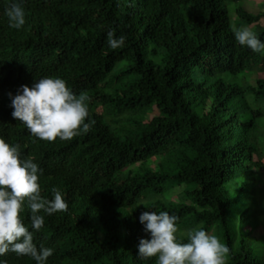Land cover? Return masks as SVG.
Wrapping results in <instances>:
<instances>
[{"label":"trees","instance_id":"16d2710c","mask_svg":"<svg viewBox=\"0 0 264 264\" xmlns=\"http://www.w3.org/2000/svg\"><path fill=\"white\" fill-rule=\"evenodd\" d=\"M240 2L26 0L14 29L0 0V82L64 78L95 120L71 140H41L0 100V136L43 168L42 195L65 188L68 210L45 214L39 230L55 249L47 264H157L139 256L143 211L178 216L181 242L193 228L217 235L227 264H264V235L251 236L264 223V55L234 36L253 25L264 40V10ZM112 28L124 47H109ZM23 216L30 226V209Z\"/></svg>","mask_w":264,"mask_h":264},{"label":"clouds","instance_id":"9594fccd","mask_svg":"<svg viewBox=\"0 0 264 264\" xmlns=\"http://www.w3.org/2000/svg\"><path fill=\"white\" fill-rule=\"evenodd\" d=\"M25 1L8 0L5 15L11 28L20 29L26 24ZM234 36L240 45L264 55V40L249 27L235 29ZM126 40V35L116 36L115 28L107 33L112 49L124 47ZM89 99L86 94L77 95L59 76H44L18 90L0 82V100H5V108L13 110L12 116L23 122L33 137L46 141L71 140L91 131L95 120L90 117ZM42 174L43 168L34 157L24 155L18 142L10 144L0 136V264L19 256H28L35 264H47L55 252L53 247L45 246L48 237L39 230L45 226V214L66 212L69 204L65 188L61 191L54 186L50 198L42 195ZM25 207L30 209V226L24 221ZM81 219L77 216L75 224L79 225ZM178 219L168 211H143L139 221L147 237L140 238L139 256L155 257L157 264H227L229 246L204 228L189 230L187 242H181L177 237ZM41 237L44 246L38 241Z\"/></svg>","mask_w":264,"mask_h":264},{"label":"rangeland","instance_id":"374dc122","mask_svg":"<svg viewBox=\"0 0 264 264\" xmlns=\"http://www.w3.org/2000/svg\"><path fill=\"white\" fill-rule=\"evenodd\" d=\"M243 7L248 12H250L252 14H256V13L264 10V0H244L243 1ZM229 12H230V16L232 15V20H233L235 18V11L230 10ZM252 26L253 25H248L247 27H249L251 29ZM257 76L259 78L264 79V71L257 72ZM249 79H250L249 81L253 82L252 77ZM153 160L154 159L152 158L151 161H153ZM262 162L264 164V158H263ZM256 182H257L258 186H262L264 184V168L256 170ZM169 195H171V194H169ZM172 198L175 200L174 194H172ZM257 220L258 219H255L256 226L253 229V234L251 235L254 238H257L260 235H264V223H259Z\"/></svg>","mask_w":264,"mask_h":264}]
</instances>
